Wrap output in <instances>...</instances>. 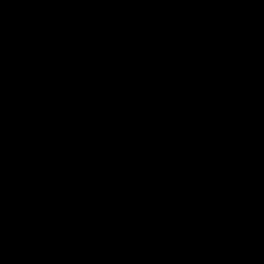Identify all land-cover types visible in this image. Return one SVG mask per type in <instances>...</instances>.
Returning <instances> with one entry per match:
<instances>
[{
    "label": "water",
    "instance_id": "95a60500",
    "mask_svg": "<svg viewBox=\"0 0 264 264\" xmlns=\"http://www.w3.org/2000/svg\"><path fill=\"white\" fill-rule=\"evenodd\" d=\"M0 264H264V0H0Z\"/></svg>",
    "mask_w": 264,
    "mask_h": 264
}]
</instances>
